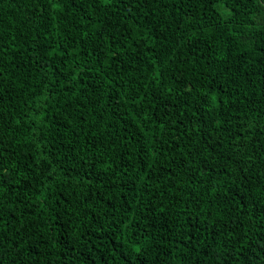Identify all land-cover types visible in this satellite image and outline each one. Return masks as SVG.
Masks as SVG:
<instances>
[{
    "label": "trees",
    "instance_id": "obj_1",
    "mask_svg": "<svg viewBox=\"0 0 264 264\" xmlns=\"http://www.w3.org/2000/svg\"><path fill=\"white\" fill-rule=\"evenodd\" d=\"M0 264H264V0H0Z\"/></svg>",
    "mask_w": 264,
    "mask_h": 264
}]
</instances>
